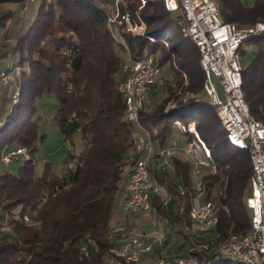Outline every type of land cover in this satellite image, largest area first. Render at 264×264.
Returning a JSON list of instances; mask_svg holds the SVG:
<instances>
[{
  "label": "trees",
  "instance_id": "obj_1",
  "mask_svg": "<svg viewBox=\"0 0 264 264\" xmlns=\"http://www.w3.org/2000/svg\"><path fill=\"white\" fill-rule=\"evenodd\" d=\"M20 1L24 0L0 3ZM216 2L226 21L247 27L264 23V0L251 5L244 0ZM116 9L120 15L145 24L144 31L126 30L124 22L115 26L130 57L152 55L161 70L169 62L177 80L179 75L187 76L185 85L182 79L177 85L193 94L183 100L168 90L160 101L140 111V123L150 130L156 144L164 147L174 134V120L185 125L194 121L216 164V172L204 179L208 198L219 207L218 230L227 235L245 233L249 228V151L228 143L214 107L207 97L202 98L200 53L190 38L181 35V10L173 18L174 11H168L163 0H145L143 5L141 0H39L34 18L14 45L22 67L20 96L0 119V157L15 137L24 141L29 153L33 151L37 130L32 115L44 92L56 97L54 121L64 140L79 131L83 148L79 154H67L62 175L53 172L48 162L40 175H34L30 154L16 173L2 167L0 159V216L5 213L9 217L8 229L3 230L0 223V264H109L113 242L107 235L115 221L120 184L133 166L129 155L134 131L124 117L125 102L117 89L127 61L122 60L118 48L125 47L107 26V16ZM12 17L13 11L1 9L0 28L7 27ZM246 44L255 49L249 63L242 65L241 88L250 114L264 120V28L242 41L241 54ZM4 70L8 66L0 68V72ZM188 134L190 141L193 135ZM154 162L150 178L177 196L182 209H168L152 195L153 210L172 227L190 224L192 163L178 155L170 156L168 168L155 167ZM216 186L219 191L214 195ZM83 245L87 256L80 252ZM201 264L241 263L209 253Z\"/></svg>",
  "mask_w": 264,
  "mask_h": 264
},
{
  "label": "built area",
  "instance_id": "obj_2",
  "mask_svg": "<svg viewBox=\"0 0 264 264\" xmlns=\"http://www.w3.org/2000/svg\"><path fill=\"white\" fill-rule=\"evenodd\" d=\"M29 1L24 0V3ZM141 2L143 5L145 0ZM163 4L168 11L180 9L184 16L180 26L181 35L190 38L199 50V64L204 72L202 88L216 111L226 140L233 147L249 151L252 173L246 206L250 211V225L241 234L224 235L218 230L219 207L208 198L204 179L216 172V164L210 146L197 131L194 121L185 125L178 119L174 120V127L179 132L193 135L186 147L178 145L175 140H171L167 146H158L150 130L140 123L139 113L151 103L147 95L154 90L161 66L155 63L152 55L131 58L128 54L117 89L124 98V117L134 127L129 155L133 166L120 184L123 194L122 212L107 235L113 242L109 247L107 261L109 264H149L151 260L153 264H201L205 254L214 253L231 257L241 264H264V120L250 114L244 99L240 52L242 41L250 33L263 29L264 24L247 27L226 21L216 0H163ZM122 22L126 30L130 31H144L145 24L120 15L118 9L107 16L110 32L127 49L123 36L114 33L115 26ZM149 39L153 40L152 37ZM15 76L17 71L0 72V86L10 89L8 97L12 103L19 98V86L13 81ZM182 92L180 96L183 100L193 96L188 91ZM177 148L184 150L186 159L192 163L190 224L184 225L188 246L184 253L161 255L157 250L161 233L129 227L127 221L128 216L153 210L152 195L167 206L170 193L150 178L149 169L152 162L165 154L175 155L173 152ZM26 152V146L14 144L10 151L2 154L1 159L7 162ZM178 191L183 194L182 186L178 187ZM24 219L28 217L24 216ZM80 252L87 256V247L81 246Z\"/></svg>",
  "mask_w": 264,
  "mask_h": 264
},
{
  "label": "rangeland",
  "instance_id": "obj_3",
  "mask_svg": "<svg viewBox=\"0 0 264 264\" xmlns=\"http://www.w3.org/2000/svg\"><path fill=\"white\" fill-rule=\"evenodd\" d=\"M244 1L251 5L255 0ZM38 2L39 0H31L28 3H24V1L0 3V10L10 9L13 11V17L10 19L7 27L0 28V56H2L0 59V68L3 66H8V70H11L12 72L17 71V76L14 77L13 81H15L16 85L18 86L22 67L20 65L17 66L19 52L14 45L19 34L34 18ZM178 14L179 11L177 10L172 12L171 16L173 18H177ZM259 23L264 24L261 22ZM114 33H117L116 29H114ZM254 49L255 48L252 44L244 45V50L241 54V63L243 66L249 63L251 57L253 56ZM118 53L121 55L123 61L127 60L128 51L126 48L122 49L119 47ZM174 65L178 67V61H176V59L174 60ZM178 79L179 80H177V75L171 64L169 62L165 63L160 74L156 78L154 90L147 95L152 104L160 101L167 94L168 90L174 91V94L179 96L182 95L183 89L181 86L177 85V82L182 79L184 81L183 84L185 85L187 83V76L179 75ZM214 81L218 91L221 92L217 79L214 78ZM9 92L10 89L7 86H0V93L3 95L0 96L2 100V105L0 104V119L11 106L12 102L8 97ZM201 95L202 98H206L205 93H201ZM35 104L36 111L32 115V121L36 125L37 137L34 140L33 151L29 153L27 148V152L25 154L16 155L13 159H10V161L7 162L2 161L0 157L2 161L1 166H6V169L16 173L19 165H21L30 154L34 161V175H40L47 162L51 164L53 172H55L57 175H62L67 154L70 151L75 154H79L82 151L83 142L81 139V133L79 131L75 132L70 140H64L61 130L54 121L57 100L53 94H47V92H44L39 98H37ZM189 137L190 134L181 133L177 128L174 127V134L171 140H175L178 145L186 147ZM14 144L24 145L27 147L22 139L15 137L10 142V149L8 151L12 149V145ZM174 151L175 152L173 153H175V155L186 158V154L181 148H177ZM170 156L171 155L165 154L163 157L158 158L154 162L155 167L166 165L168 168L170 165ZM126 169H129V166H126ZM218 191L219 189L216 186L213 190V194L216 195ZM122 196V192H118L116 197L117 209L114 219L115 221L120 218L122 212ZM179 202L180 200L177 196L170 194V200L166 207L168 209H172L173 211H176L178 208L181 210L182 207H179ZM128 217L129 219L127 221V226L129 227L140 228L148 232L159 231L161 233L159 243L157 244V250L161 255L181 254L185 252L188 244L187 239L183 234L184 227L182 224L175 223V225L172 227L170 224H167L166 219L159 217L154 210L150 211L149 213ZM8 218L9 217L5 213L0 216V223L3 224V230L8 229ZM149 264H153V261L151 260Z\"/></svg>",
  "mask_w": 264,
  "mask_h": 264
},
{
  "label": "crops",
  "instance_id": "obj_4",
  "mask_svg": "<svg viewBox=\"0 0 264 264\" xmlns=\"http://www.w3.org/2000/svg\"><path fill=\"white\" fill-rule=\"evenodd\" d=\"M1 95H2V93H0V96H1ZM2 96H3V95H2ZM1 101H2V100H1V98H0V104L2 105Z\"/></svg>",
  "mask_w": 264,
  "mask_h": 264
}]
</instances>
